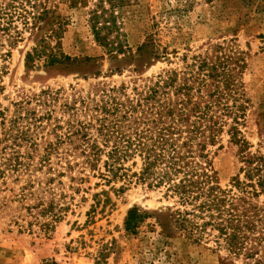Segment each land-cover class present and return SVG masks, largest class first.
<instances>
[{"label":"rangeland","instance_id":"1","mask_svg":"<svg viewBox=\"0 0 264 264\" xmlns=\"http://www.w3.org/2000/svg\"><path fill=\"white\" fill-rule=\"evenodd\" d=\"M44 1L48 17L0 57V122L35 112L41 137L30 171L0 175V264H251L212 237L196 242L174 228L175 201L163 190L105 185L70 135H97L76 129L105 115L103 91L125 88L116 93L125 100L169 74L172 93L189 87L190 107L234 105L209 154L222 188L245 179V157L264 154V0ZM103 8L101 41L92 17ZM235 113L244 148L231 137ZM252 201L264 208V194ZM50 205L58 218L42 212ZM134 206L146 215L136 233L125 225Z\"/></svg>","mask_w":264,"mask_h":264},{"label":"trees","instance_id":"2","mask_svg":"<svg viewBox=\"0 0 264 264\" xmlns=\"http://www.w3.org/2000/svg\"><path fill=\"white\" fill-rule=\"evenodd\" d=\"M108 1L112 7L125 2ZM98 12L92 17L93 28L97 39L102 41L101 31L105 27L98 24L106 12L104 8ZM49 13L44 0H0V57L9 55L8 48L21 40L23 29L39 25ZM5 47L6 53L2 52ZM174 81L169 74L160 75L152 85L141 90L135 88L134 96L125 94V100L116 95L125 88L103 91L105 96L98 106H102L101 112L105 115L97 118L96 123L92 121L76 129L86 134L84 130L96 128L97 135H70V139L74 137L79 141L76 144L86 163L114 191L124 193L132 184L161 189L167 199L175 201L174 206L168 208L171 225L186 233L189 239L200 242L212 237L229 253L237 257L243 255L245 260L254 259L252 263L249 261L251 264H264L263 255H258L264 250V208L252 201L264 194V154L249 153L244 159L245 179L238 177L231 188H222L216 178L209 146L217 142L218 134L223 131L225 123L219 118L232 114L234 105L226 103L216 107L215 112L212 105L190 107V102L184 98L190 95L189 87L172 93ZM242 107L236 108L237 112ZM31 113L34 117L30 113L26 118L15 116L8 124L2 118L0 175L6 171L27 172L34 166L33 158L38 153L41 137L33 135L31 126L38 129L36 123L40 117ZM237 114L230 127L231 137L244 148L247 141L239 135L241 116ZM239 114L242 115L240 111ZM24 119L30 121L23 125ZM53 149L51 145L49 150L45 149L39 159L40 167L48 163ZM119 182L120 186L116 187ZM100 196L97 195V203H101ZM107 200L108 197L104 203ZM53 209L50 205L42 212H50L52 219H56L58 215ZM145 216L137 206L130 208L126 229L136 233Z\"/></svg>","mask_w":264,"mask_h":264}]
</instances>
